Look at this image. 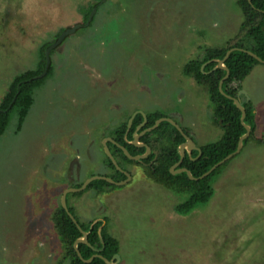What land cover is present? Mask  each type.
<instances>
[{
    "label": "rangeland",
    "instance_id": "374dc122",
    "mask_svg": "<svg viewBox=\"0 0 264 264\" xmlns=\"http://www.w3.org/2000/svg\"><path fill=\"white\" fill-rule=\"evenodd\" d=\"M84 3L0 0V100L15 75L37 65L45 41L80 21ZM242 22L237 0H107L91 27L69 34L51 55L53 71L35 90L22 130L12 112L0 136V264L56 263L62 245L53 210L64 190L111 172L104 135L134 110L166 114L198 145L220 140L207 89L183 68L205 48L225 46ZM89 57L112 80L109 94L82 86ZM245 86L261 137L264 63ZM114 101L120 109L111 110ZM129 169L132 179L121 188L90 189L84 204L75 196L67 202L81 222L108 218L120 242L118 264H264V142L251 139L214 176L211 200L187 213L176 209L187 195L155 183L141 165Z\"/></svg>",
    "mask_w": 264,
    "mask_h": 264
},
{
    "label": "trees",
    "instance_id": "16d2710c",
    "mask_svg": "<svg viewBox=\"0 0 264 264\" xmlns=\"http://www.w3.org/2000/svg\"><path fill=\"white\" fill-rule=\"evenodd\" d=\"M251 1L252 3L248 0H238V5L243 14V22L233 39L225 46L206 48L201 57L189 61L184 67L185 74L191 76L207 89L214 108L215 122L221 126L224 131L223 137L220 140L202 146L203 154L198 160H191L186 157L182 162L181 166L189 169L195 177H200L226 156L235 152L240 137L246 133L245 125H243L241 121V110L237 107L233 99L227 97L219 89L220 81L226 75V71L220 68L212 70L216 66V61L208 63L203 70L201 68L203 63L210 60L223 59L227 51L232 47H239L252 51L264 60V0ZM83 6V22L86 23L92 7L90 5ZM64 30L65 28L60 29L53 39L47 40L41 45L38 51L39 61L34 68L20 72L11 80L6 92L0 100V136L7 131L12 112H16L17 114L16 132L22 130L26 118L35 102V90L44 84L46 78L53 71L54 65L52 59L47 74L42 78L35 79L34 77L40 75L46 68V49L56 41ZM78 30L79 29L75 30V32ZM65 39L62 42H64ZM55 48L51 50L50 58ZM258 64L262 63L245 51L234 50L231 52L225 62V65L229 68L230 76L223 83L224 92L230 96L237 97L239 90L242 88L243 81L251 73L254 65ZM242 103L247 111L245 122L251 125L252 128L250 136L244 141V148L251 139L264 142V134L261 137L256 136L258 125L255 123L256 116L253 111L254 107L252 102L246 101L244 98ZM163 116H165V114L161 112L148 114L149 120L147 126H153L156 120ZM140 118L143 120V115H140ZM127 126L128 120H124L117 129L111 131L109 134L115 141L124 145L130 154H141L144 152V148L138 149L135 145L128 142L133 138L134 126L125 139L128 130ZM151 139L155 142V145L152 147L158 151V155L154 160L155 154H151L144 159L145 163L129 159L123 150L116 144L108 142V145L123 170L130 172V165H141L145 175L155 183L166 187L174 194L187 195L185 200L176 204L177 212L187 213L208 203L215 192L214 176L222 172L228 162L239 154L234 155L225 163L221 164L209 176L195 180L191 179L186 172L174 174L171 170L172 166L180 159L178 146L184 141V136L178 128L168 121H163L156 129L146 132L142 136V140L148 143H151ZM105 156V165L111 172L104 175L113 178L115 181L124 180L126 174L117 169L111 159L107 155ZM84 181L85 180L73 186L80 187ZM121 187L122 186L109 183L105 180H93L85 190L69 193L67 195V202L70 196H81L90 189H94L97 193H102ZM68 207L70 212L75 215L76 219L79 221L82 229L88 232L89 244L80 243L78 245L82 257L84 259H89L97 252H100L105 258L112 260V258L120 252V242L119 239L110 232L108 218L105 217L103 220H90L84 223L79 220L75 208L69 205V203ZM51 221L53 229H55L62 245L61 253L55 264H107L101 257L96 256L91 262H85L78 255L74 243L78 238L82 237V231L74 223L61 202L53 210ZM104 222L106 223L104 224Z\"/></svg>",
    "mask_w": 264,
    "mask_h": 264
},
{
    "label": "water",
    "instance_id": "95a60500",
    "mask_svg": "<svg viewBox=\"0 0 264 264\" xmlns=\"http://www.w3.org/2000/svg\"><path fill=\"white\" fill-rule=\"evenodd\" d=\"M250 3H252L251 0H249ZM94 11L95 9L91 12V15L89 17V21H91L93 15H94ZM82 25L81 24H77L75 25L74 27H71V28H68V29H65L61 34L60 36L56 39L55 42H53L47 49H46V59H47V62H46V68L44 69V71L34 77L35 79L37 78H42L44 77L47 72H48V67L51 63V58H50V53H51V50L53 48H55L63 39L65 36H67L68 34H72L77 28L81 27ZM234 50H240V51H245L247 53H249L250 55H252L254 58H256L258 61H260L261 63H264V60L259 57L257 54H255L254 52L252 51H249V50H245L243 48H231L227 51L225 57L223 59H215V61L217 62V65L215 67L216 68H220V69H223L226 71V75L221 79L220 81V84H219V89L220 91L225 94L227 97L231 98L234 100L235 104L237 105V107L241 110L242 112V117H241V121L243 123V125H245L244 127L246 128V133L243 134L240 139H239V142H238V147L236 149L235 152L229 154L228 156H226L224 159H222L220 162H218L217 164H215L209 171L205 172L203 175H201L200 177H195L193 176V174L191 173V171L187 168H180L178 170H174V168H176L181 162L182 160L184 159V156H185V153H186V147L188 146L187 144H192V145H196L195 142L193 141V139L191 137H189L188 135H186L183 131V128L180 127L172 118H166V117H163V118H160L158 119L155 124L150 127L149 129H146L144 131H142L141 133H134V141L132 142L133 144L137 145V146H145L146 147V153L144 154H138V155H132L130 154V152L128 151V149L122 145V144H117V142L112 139L111 137H106L105 140H104V146H105V152H106V155L111 159V161L113 162V164L116 166L117 169L123 171L125 174H126V178L124 180H121V181H115L113 178L107 176V175H96V176H92L88 179H86L83 184L80 186V187H71V188H68L66 190H64L62 196H61V204L62 206L66 209L67 213L70 215V217L72 218V220L74 221V223L78 226V228L82 231V237L78 238L75 243H74V247L78 253V255L83 259V261L85 262H91L96 256L97 257H101L103 258L107 264H118L119 261L121 260V257L118 254H116L112 260H109L107 258H105L102 254H100V252H97L96 254H94L91 258L89 259H84L81 255V252L79 250V247L78 245L80 243H86V244H89L88 242V232H86L85 230L82 229V226L80 225L79 221L76 219L75 215H73L70 210H69V207H68V203H67V195L69 193H74V192H81L83 190L86 189V187L89 185V183H91L93 180H97V179H101V180H105L109 183H112V184H116V185H119V186H123L125 184H127L128 182L131 181L132 179V174L129 172V171H126V170H123L117 159L114 157L112 151H111V148L110 146L108 145V142H112L116 145H118L122 150L123 152L128 156L129 159H132V160H137V161H141L143 162V160L149 155L151 154L152 152V149L149 145H146V144H143V143H140L139 142V139L141 137V135H143L145 132H149V131H152L154 129H156L159 124L163 121H169L172 125H174L176 128H178V130H180V132L183 133L184 137L186 138V142L181 144L180 147H179V150H180V154H181V158H180V161L178 163H176L174 166H173V170L172 172L174 174H177V173H182V172H186L188 174V176L191 178V179H202V178H205L207 176H209L212 172H214L221 164L225 163L227 160H229L230 158H232L234 155L238 154L241 152V150L243 149V146H244V141L245 139H247L251 132H252V128H251V125L247 124L245 122V118H246V115H247V111H246V108L245 106L243 105L242 103V99H241V95H246L247 96V92L242 89L240 90L239 94L237 97H233V96H230L228 94H226L223 90V83L224 81L228 78V76L230 75V71H229V68L225 65V62L226 60L228 59L229 55L231 54V52H233ZM205 65H203V69H204ZM248 100H249V97H248ZM131 123H132V118L129 120L128 122V130H127V134L128 132L131 130ZM126 134V135H127ZM201 151V149L199 150ZM100 231H101V228H100Z\"/></svg>",
    "mask_w": 264,
    "mask_h": 264
},
{
    "label": "flooded vegetation",
    "instance_id": "af4514ba",
    "mask_svg": "<svg viewBox=\"0 0 264 264\" xmlns=\"http://www.w3.org/2000/svg\"><path fill=\"white\" fill-rule=\"evenodd\" d=\"M107 0H88V3H89V5L92 7V9H91V11H90V13H89V16H88V20H86V23L85 22H83V13L80 11V9H78V12L81 14V19H80V21H76L75 23H73V25L72 26H67V27H65V29H68V28H71V27H74L75 25H77V24H81L82 26L81 27H79V28H77V29H80V28H89V27H91L92 25H93V23H94V21H95V18H96V16H97V14H98V11H99V9H100V6L102 5V4H104L105 2H106ZM249 1V0H248ZM86 2V1H85ZM237 2H238V0H237ZM83 5H87V4H83ZM95 9V11H94V15H93V17H92V19H91V21H89V17H90V15H91V12L93 11ZM106 17V15L104 14L103 15V18H105ZM76 29V30H77ZM75 32V31H74ZM73 32V33H74ZM237 34V33H236ZM236 34H235V36H236ZM69 35V34H68ZM67 35V36H68ZM67 36H65L64 37V39L67 37ZM63 39V40H64ZM82 40H83V37L81 38ZM62 40V41H63ZM86 41H88L87 40V38L85 39ZM62 41L58 44V45H60L61 43H62ZM57 45V46H58ZM87 45L89 46V47H87V48H85V50H86V52H89L91 55H94L95 53H96V47L95 46H90L89 45V43H87ZM56 46V47H57ZM232 48H235V47H232ZM237 48H239V47H237ZM206 49V48H205ZM204 49V50H205ZM204 50L202 51V54L199 56V57H201L202 55H203V52H204ZM246 50V49H245ZM213 61H215V60H210V61H208V62H206V63H203V65H207L208 63H210V62H213ZM187 64V63H186ZM185 64V65H186ZM203 65H202V67H203ZM216 65H217V62H216ZM185 67V66H184ZM216 67V66H215ZM215 67L212 69V70H214L215 69ZM86 69L88 70V73H89V76L90 77H84V79H85V82H84V84L82 85V86H84V85H90V86H92V88H94V89H99V92H101V91H104V92H106V93H110V92H112L113 91V88L111 87V84H112V80H110L109 79V77H103V75H100L101 74V71L93 64V59H91V57H89V62H87V65H86ZM202 70H203V68H201ZM217 69V68H216ZM100 72V73H99ZM183 72H184V68H183ZM103 74H106V73H103ZM187 75V74H186ZM94 76V77H93ZM96 76V77H95ZM189 76V75H188ZM230 76V75H229ZM228 76V77H229ZM249 76V75H248ZM247 76V77H248ZM191 77V76H190ZM192 78V77H191ZM196 81V80H195ZM197 82V81H196ZM86 83V84H85ZM198 83V82H197ZM79 86V88L76 90V93L77 94H79V92H81V88H82V86H80V85H78ZM104 86H106V88H104V89H102ZM142 89V85L140 86V89L139 90H141ZM242 89H244L246 92H247V96L246 95H241V99L243 100L244 98L246 99V101H249L248 100V97H249V91L248 90H246L245 88H244V86H243V83H242V88L240 89V90H242ZM240 90H239V92H240ZM239 92H238V94H239ZM75 99L72 101V105L73 104H75ZM115 102V101H114ZM66 103H68L67 102V100H64V104H63V106H64V108L66 109L67 108V104ZM116 103V102H115ZM111 104H113V101H111ZM114 108H117V109H120L121 107H120V105H119V103L117 102L114 106H113V108H111V110H114ZM157 112H160V111H156V112H151V113H143L142 111H140L139 109H137V110H134L131 114H130V116L128 117V119H126V120H128V122H129V120L132 118V123H131V130H132V127L134 126V132H133V138L131 139V140H129L128 142L130 143V144H132V145H135V144H133L132 142L134 141V133H141L142 131H144V130H146V129H149L150 128V126H147L148 125V114H152V113H157ZM162 113V112H161ZM115 115V113H112V118H113V116ZM140 115H143V117H144V119L143 120H141V118H140ZM163 117H168L166 114H165V116H163ZM163 117H161V118H163ZM168 118H170V117H168ZM114 119V118H113ZM160 119V118H159ZM158 120V119H157ZM156 120V121H157ZM136 121H137V123H136ZM112 122L113 123H117L116 122V120L114 121V120H112ZM169 122V121H168ZM135 123V124H134ZM120 126V124L118 125V126H115V127H113L112 129H110V131H109V133L111 132V131H113V130H115V129H117L118 127ZM152 127V126H151ZM127 128H128V126H127ZM180 131V130H179ZM183 131H184V133L186 134V135H188L189 137H191L192 139H193V141L195 142V144L196 145H192V144H187L188 146L186 147V153H185V156H184V159L186 158V157H188V158H190L191 160H198L201 156H202V154H203V152H202V146L203 145H198V143H197V135L195 134H192V133H190V131H188L186 128H183ZM130 132V131H129ZM128 132V133H129ZM148 132V131H147ZM150 132V131H149ZM106 134V135H104V137L106 138V137H111L112 139H114L112 136H110V134ZM146 133V132H145ZM144 133V134H145ZM126 134H127V132H126ZM143 134V135H144ZM181 134L183 135V133L181 132ZM143 135H141V137H140V139H139V142L140 143H143V144H146V145H149L150 147H151V149H152V152H151V154H155V157H154V160L157 158V155H158V151L156 150V149H153V147L152 146H154L155 145V142H154V140L153 139H151L150 141H151V143H148L147 141H144V140H142V136ZM126 136L127 135H125V139H126ZM184 136V135H183ZM115 140V139H114ZM127 141V140H126ZM90 143H92L93 142V137L90 139V141H89ZM110 142V141H109ZM117 142V141H116ZM186 142V138L184 137V141H182L180 144H179V146H178V150H179V147H180V145L181 144H183V143H185ZM112 143V142H111ZM114 144V143H113ZM117 144H118V142H117ZM120 144V143H119ZM138 149L140 148H144V152H142L141 154H144V153H146V147L145 146H137V145H135ZM119 147V146H118ZM201 149V151H199ZM179 152H180V150H179ZM151 154H149L147 157H149ZM146 157V158H147ZM180 158H181V154H180ZM184 159L182 160V162L184 161ZM179 161H180V159H179ZM178 161V162H179ZM77 161H75L74 163H76ZM177 162V163H178ZM182 162L176 167V168H174V170H178V169H180V168H184L183 166H181V164H182ZM142 163H145L144 162V160H143V162ZM72 165H73V163H72ZM175 165V164H174ZM173 165V166H174ZM76 166V165H75ZM173 166H172V168H173ZM72 167V166H71ZM73 168H75L74 166H73ZM171 168V170H173ZM186 168V167H185ZM71 171H72V169H71ZM70 171V172H71ZM75 173V171L73 170V172H71V173H69L70 174V179L72 178V174H74ZM130 173H132L131 171H130ZM84 194V193H83ZM83 194L81 195V196H75L76 198H79L78 200H80V201H82V203L84 204V199H83ZM81 203V202H80ZM83 204H82V206H83ZM77 205H79L77 202H75V207H77ZM81 205V204H80ZM82 206H80V207H82ZM79 207V208H80ZM106 222H104V224H105Z\"/></svg>",
    "mask_w": 264,
    "mask_h": 264
},
{
    "label": "crops",
    "instance_id": "0c3cea01",
    "mask_svg": "<svg viewBox=\"0 0 264 264\" xmlns=\"http://www.w3.org/2000/svg\"><path fill=\"white\" fill-rule=\"evenodd\" d=\"M248 78H249V76L243 81V86H244V88H245L246 90L249 91V89L245 86L246 80H247Z\"/></svg>",
    "mask_w": 264,
    "mask_h": 264
}]
</instances>
